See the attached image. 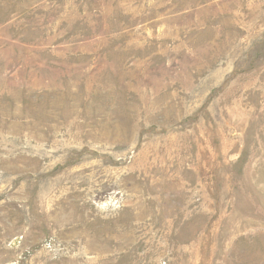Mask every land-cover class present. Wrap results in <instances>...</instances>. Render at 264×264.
<instances>
[{
  "label": "rangeland",
  "instance_id": "374dc122",
  "mask_svg": "<svg viewBox=\"0 0 264 264\" xmlns=\"http://www.w3.org/2000/svg\"><path fill=\"white\" fill-rule=\"evenodd\" d=\"M0 264H264V0H0Z\"/></svg>",
  "mask_w": 264,
  "mask_h": 264
}]
</instances>
